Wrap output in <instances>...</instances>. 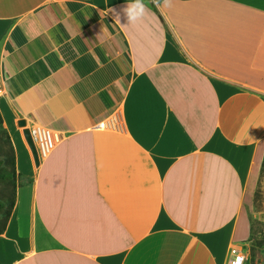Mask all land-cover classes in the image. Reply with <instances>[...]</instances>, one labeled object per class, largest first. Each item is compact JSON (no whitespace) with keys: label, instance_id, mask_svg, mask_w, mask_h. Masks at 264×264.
Wrapping results in <instances>:
<instances>
[{"label":"crops","instance_id":"1","mask_svg":"<svg viewBox=\"0 0 264 264\" xmlns=\"http://www.w3.org/2000/svg\"><path fill=\"white\" fill-rule=\"evenodd\" d=\"M142 2L129 23L134 0H0V111L31 179L0 264H227L248 238L264 0ZM19 119L56 134L39 166Z\"/></svg>","mask_w":264,"mask_h":264},{"label":"rangeland","instance_id":"2","mask_svg":"<svg viewBox=\"0 0 264 264\" xmlns=\"http://www.w3.org/2000/svg\"><path fill=\"white\" fill-rule=\"evenodd\" d=\"M14 124L22 130V127L17 123ZM12 155H14L13 139L9 127L4 124L3 119L2 128L0 127V160L5 161V166L8 169L13 168L11 162L8 161ZM15 169L17 171L16 165ZM19 187V184L0 182V200L5 204L4 208L0 210V233L5 229ZM241 221L248 229V238L241 241L239 245L244 248L247 254L245 264H264V165L258 188L254 197L246 204Z\"/></svg>","mask_w":264,"mask_h":264},{"label":"built area","instance_id":"3","mask_svg":"<svg viewBox=\"0 0 264 264\" xmlns=\"http://www.w3.org/2000/svg\"><path fill=\"white\" fill-rule=\"evenodd\" d=\"M32 136L36 143L40 158L47 157L57 144V137L54 130L46 127L37 126L31 129ZM243 256V264H245L247 254L243 247L239 245H232L230 250V258L227 264H234L237 257Z\"/></svg>","mask_w":264,"mask_h":264},{"label":"trees","instance_id":"4","mask_svg":"<svg viewBox=\"0 0 264 264\" xmlns=\"http://www.w3.org/2000/svg\"><path fill=\"white\" fill-rule=\"evenodd\" d=\"M2 123H3V119H2L1 112H0V127L1 128H2ZM8 161H10L11 164L13 165L12 169H8L5 166V161L0 160V182L12 183L14 185L19 184L20 186L26 184V182H29V183L31 182V179H27V181H24L23 176L21 174L17 173V171L15 169V165H16L15 152H14V155H12L10 157V159H8ZM13 204H14V202H13ZM13 204H12V206H13ZM4 206H5L4 202L0 200V210L3 209Z\"/></svg>","mask_w":264,"mask_h":264},{"label":"clouds","instance_id":"5","mask_svg":"<svg viewBox=\"0 0 264 264\" xmlns=\"http://www.w3.org/2000/svg\"><path fill=\"white\" fill-rule=\"evenodd\" d=\"M153 3H155L157 7H159V0H153ZM166 4L170 6L168 0H166ZM124 12L126 13L129 23H135L144 16L145 5L143 4L142 0H134V3L127 6V8L124 9ZM117 18L119 19L118 15ZM243 259V256L237 257L234 264H243Z\"/></svg>","mask_w":264,"mask_h":264},{"label":"water","instance_id":"6","mask_svg":"<svg viewBox=\"0 0 264 264\" xmlns=\"http://www.w3.org/2000/svg\"><path fill=\"white\" fill-rule=\"evenodd\" d=\"M18 125L20 127H22V132H23L24 138H25V140H26V142L30 148V151L32 153V157H33V160L35 162V165L39 166L40 162H41V158L39 156L36 143H35L34 138L32 136L31 129L27 126L25 119H19Z\"/></svg>","mask_w":264,"mask_h":264}]
</instances>
